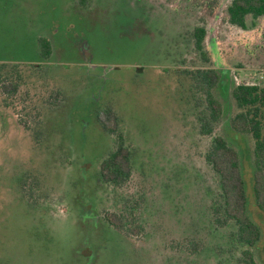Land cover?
I'll list each match as a JSON object with an SVG mask.
<instances>
[{"label":"rangeland","instance_id":"374dc122","mask_svg":"<svg viewBox=\"0 0 264 264\" xmlns=\"http://www.w3.org/2000/svg\"><path fill=\"white\" fill-rule=\"evenodd\" d=\"M230 1L0 0V63L39 65L30 99L0 92V264H220L230 229L212 221L218 188L206 155L214 135L239 154L264 264L254 141L231 127L235 83L264 87V16L249 17L248 29L231 27ZM198 25L211 30L210 64L193 44ZM206 65L220 72L215 95L225 106L213 136L200 129L205 92L186 73ZM57 92L45 140L25 125L41 120ZM102 111L116 114V133L99 123ZM121 139L132 153V178L109 187L100 165ZM106 212L145 230L126 235Z\"/></svg>","mask_w":264,"mask_h":264},{"label":"trees","instance_id":"16d2710c","mask_svg":"<svg viewBox=\"0 0 264 264\" xmlns=\"http://www.w3.org/2000/svg\"><path fill=\"white\" fill-rule=\"evenodd\" d=\"M212 1L217 2V0ZM261 16H264V0H234L227 9L228 22L241 29L249 28V17L256 19ZM207 34L206 26L198 25L192 35L195 50L205 61L204 64L211 63L205 53ZM42 48L44 51L48 50V42L43 41ZM206 66L207 68L204 69H200L202 66H199V69L186 71V73L194 75L197 89L205 92L208 107L200 117V129L204 136H213L214 126L221 121L225 106L215 95L220 85V72L213 66ZM193 67L198 68L196 65ZM33 70H39V65L0 63V92L12 97L22 92L23 101L30 99L32 93L39 89L33 81L38 76L33 73ZM39 94L35 93L34 97ZM60 96L61 94L57 92L50 96L51 99H43H50L51 101H47L50 106L42 107L40 111L42 113L38 114L41 120L33 123L32 127L25 125V129L32 131L39 138L44 137L45 140L49 138L50 133L44 130V125L48 123L53 110L57 108ZM232 97L237 104V113L231 119L232 130L254 141L253 192L256 207L264 216V87L257 81L252 84L235 83ZM98 121L108 132L118 131V119L113 111L100 112ZM206 161L217 179L218 196L211 205L213 224L218 228L229 227L230 229L226 256L222 257L225 260L220 264H261L257 259L256 248L263 234L260 226L250 218L247 212L246 184L237 150L231 147L224 137L214 135ZM4 169L7 171L8 168L4 167ZM132 173V153L121 139L115 151L101 163L100 179L109 187L120 188L130 182ZM104 218L116 230L129 236L138 237L145 230L136 219H133L134 221L123 219L120 213L106 212ZM133 224L137 227H132ZM192 246L194 250L191 249ZM198 248L199 246L194 242H189L187 247L191 254L197 253Z\"/></svg>","mask_w":264,"mask_h":264},{"label":"flooded vegetation","instance_id":"af4514ba","mask_svg":"<svg viewBox=\"0 0 264 264\" xmlns=\"http://www.w3.org/2000/svg\"><path fill=\"white\" fill-rule=\"evenodd\" d=\"M233 1H234V0H231V1L229 2V5H230ZM228 7H229V6H228ZM228 7L226 8V17H227V9H228ZM227 23H228L231 27H233V25H231V24L228 22V18H227ZM234 27H235V26H234ZM206 29H207V31H208V34H207V37H206V40H205V45H208V41L210 40L211 30L209 31V29H208L207 27H206ZM215 43H216L215 47L218 48V47H219L218 39L216 40ZM206 48H207V46H206ZM213 48H214V47H213ZM213 48H212V46H211L210 49H211V50H214ZM210 49L207 48V52H208V50H210ZM211 50H210V51H211Z\"/></svg>","mask_w":264,"mask_h":264}]
</instances>
